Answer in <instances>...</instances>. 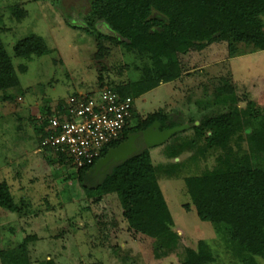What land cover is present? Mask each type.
Wrapping results in <instances>:
<instances>
[{"label": "rangeland", "instance_id": "rangeland-1", "mask_svg": "<svg viewBox=\"0 0 264 264\" xmlns=\"http://www.w3.org/2000/svg\"><path fill=\"white\" fill-rule=\"evenodd\" d=\"M90 1L60 0L56 6L50 0H0L4 48L16 68L28 66L26 73L18 74L23 94L6 101L0 92V183L8 182L15 201L28 204L21 213L0 207V252L6 254L7 264H122L124 255L132 256L135 264H180L176 256L160 255L162 244L149 245L129 232L117 194L95 203L69 163L51 165L40 150L34 127L48 108L56 111L59 102L68 103L74 94H97L100 78L114 87L139 78L152 65L109 41L103 42L109 52L97 56L96 36L82 28ZM97 27L116 36L102 23ZM29 34L43 37L55 52L28 62L15 58V44ZM184 60L194 72L135 99V113H166L189 125L148 148L174 220L171 237H180L193 249L206 242L215 257L211 264H241L227 246L225 232L185 208L191 201L184 179L248 170L256 164L264 168L249 150L245 125L253 113H264V51L229 58L227 45L216 43ZM228 86L236 89L228 102L226 97L223 104L207 97L200 100L207 90ZM226 92L220 93L221 101ZM202 113H226L228 120L200 127L197 116ZM193 118L196 128L189 123ZM99 178L85 185L93 187ZM33 235L37 240L30 241L26 252L20 244Z\"/></svg>", "mask_w": 264, "mask_h": 264}, {"label": "trees", "instance_id": "trees-1", "mask_svg": "<svg viewBox=\"0 0 264 264\" xmlns=\"http://www.w3.org/2000/svg\"><path fill=\"white\" fill-rule=\"evenodd\" d=\"M50 1L58 6L60 0ZM100 23L116 36L100 32L97 27ZM82 28L96 36L99 58L104 52H109L103 44L104 41H109L152 64L137 79L114 87L107 84L121 98H132L133 103L122 138L104 149L100 156L104 158L109 149L118 147L130 134L144 131L155 122H159L161 131L186 123L160 112L145 117L136 116L134 102L163 83L181 79L185 74L191 75L192 68L187 67L184 60L186 56L201 53L216 43L227 45L229 58L264 51V0H91L89 12L83 17ZM54 52L43 37L37 34L25 36L14 46L15 58L27 62L33 57ZM27 70V64H20L18 68L14 66L0 36V92L4 93L6 101H12L15 93H24L18 74H24ZM99 81L100 89L106 86L102 78ZM228 88L229 90L217 88L212 93L207 90L200 100L207 97L219 104L228 102L229 96L236 92L235 87ZM222 90L229 93H224L221 101ZM77 96L78 94H74L71 97ZM224 97L226 99L223 101ZM237 100L241 102L240 97ZM54 116H59L61 121L68 119V104L59 102L56 111L48 108L34 130L40 150L44 152L48 162L53 165L59 161L62 166L67 163L66 159L63 156L58 158L50 146L42 145L53 133L47 130L49 120ZM197 117L200 127L226 123L228 120L226 113L215 116L202 113ZM195 122L194 118L190 119L192 128H196ZM245 125L253 158L259 163L264 162V113H253L247 118ZM260 156L262 158L259 159ZM95 164L77 171L80 185L86 193L89 192L90 199H94L95 203H99L107 195L117 194L123 219L129 226V232L137 240L146 239L149 245L153 243L155 246L162 244V250L158 251L160 255L164 258L176 256L180 264H211L215 261L206 242L200 241L197 249H193L184 245L180 237H171L174 220L147 148L99 175V182L89 187L85 183L92 178L91 169ZM184 184L191 201V205L185 208L188 211L194 209L201 221L209 222L217 231L225 232L226 237L223 238L232 252L240 258L241 264H264L263 166L261 168L256 164L248 170L188 177L184 179ZM92 191L95 193L91 197ZM24 206L27 208L28 204L15 201L8 182H1L0 207L11 213H21ZM36 240V235L27 236L20 246L27 252V245ZM6 257L3 251L0 252L2 264H7ZM120 258L122 264L136 262L129 255Z\"/></svg>", "mask_w": 264, "mask_h": 264}, {"label": "built area", "instance_id": "built-area-1", "mask_svg": "<svg viewBox=\"0 0 264 264\" xmlns=\"http://www.w3.org/2000/svg\"><path fill=\"white\" fill-rule=\"evenodd\" d=\"M132 103V98H121L109 86L97 94L78 93L68 100V119L54 116L49 120L47 131L53 133L42 145L54 149L76 171L89 168L103 159L106 147L122 138Z\"/></svg>", "mask_w": 264, "mask_h": 264}, {"label": "water", "instance_id": "water-1", "mask_svg": "<svg viewBox=\"0 0 264 264\" xmlns=\"http://www.w3.org/2000/svg\"><path fill=\"white\" fill-rule=\"evenodd\" d=\"M188 128L189 125H181L161 131L159 122H155L144 131L130 134L125 142L121 143L116 148L110 149L107 155L94 166L91 172L94 171L95 174L100 171L106 173L112 167L138 154L142 149L161 145L177 132ZM139 140L142 142L141 145L137 144Z\"/></svg>", "mask_w": 264, "mask_h": 264}, {"label": "flooded vegetation", "instance_id": "flooded-vegetation-1", "mask_svg": "<svg viewBox=\"0 0 264 264\" xmlns=\"http://www.w3.org/2000/svg\"><path fill=\"white\" fill-rule=\"evenodd\" d=\"M137 144H139V142H137ZM141 144H142V143H141ZM141 144H140V145H141ZM102 174H103V172H101V171L98 172L97 174H95L94 171H92V177H93V178H96V176H99V175H102Z\"/></svg>", "mask_w": 264, "mask_h": 264}, {"label": "crops", "instance_id": "crops-1", "mask_svg": "<svg viewBox=\"0 0 264 264\" xmlns=\"http://www.w3.org/2000/svg\"><path fill=\"white\" fill-rule=\"evenodd\" d=\"M192 72H194V71L192 70Z\"/></svg>", "mask_w": 264, "mask_h": 264}]
</instances>
